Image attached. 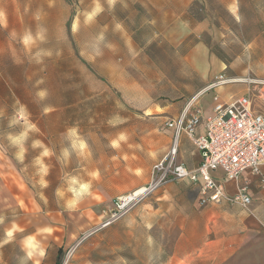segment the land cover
<instances>
[{
    "label": "rangeland",
    "instance_id": "obj_1",
    "mask_svg": "<svg viewBox=\"0 0 264 264\" xmlns=\"http://www.w3.org/2000/svg\"><path fill=\"white\" fill-rule=\"evenodd\" d=\"M96 3L102 10L85 24ZM29 34L44 39L26 47ZM220 76L264 80V0H0V264H264V229L228 251L226 210L202 205L188 180L160 185L112 221L121 196L159 178L175 141L167 123ZM230 86L261 105L264 86L214 92ZM71 129L87 157L71 149ZM25 130L21 159L10 137ZM179 140L180 153L195 150ZM36 141L52 153L47 187ZM68 175L91 182L71 210L55 194Z\"/></svg>",
    "mask_w": 264,
    "mask_h": 264
},
{
    "label": "built area",
    "instance_id": "obj_2",
    "mask_svg": "<svg viewBox=\"0 0 264 264\" xmlns=\"http://www.w3.org/2000/svg\"><path fill=\"white\" fill-rule=\"evenodd\" d=\"M234 82L235 79L220 76L198 96ZM245 83L264 86V80L247 79ZM195 99L184 109L178 121L167 123L174 130L175 141L167 158L155 167L154 171L160 174L159 178L153 177L151 183L139 194L133 192L121 196L116 203L112 221L123 217L133 204L167 182L188 180L199 184V201L204 206L226 201L248 208L252 198L246 186H238L233 195L227 194L225 189V182H238L245 171L258 175L264 188V113L255 109L249 95L229 104L223 103L216 95L210 116L195 107ZM261 99L264 105V93ZM181 134L191 139L200 152L201 162L194 169L177 162ZM218 170L225 174L222 181L212 176Z\"/></svg>",
    "mask_w": 264,
    "mask_h": 264
},
{
    "label": "crops",
    "instance_id": "obj_3",
    "mask_svg": "<svg viewBox=\"0 0 264 264\" xmlns=\"http://www.w3.org/2000/svg\"><path fill=\"white\" fill-rule=\"evenodd\" d=\"M207 84L208 83L205 82L203 86L198 90H201ZM232 87L233 86L226 88L221 87L222 90L219 91L217 90L215 92L214 90H212L211 92H205L199 96L197 95L194 104L195 107L201 108V110L204 112L206 116L212 115L213 107H214V97L216 95L219 96L220 100L226 104H229L237 100L238 98L244 96L238 94V92L228 94V91ZM263 93H264V87L260 89V97H259L260 99ZM246 95L250 96V94H246ZM254 106L256 110H258L261 113H264V105L262 99L260 106H256L255 104ZM180 137H182V139H186L188 146H190L188 141L189 138L185 134H181ZM189 140L192 142L191 139ZM179 145H180V140L178 143V156L180 158L181 163L184 164L189 169H194L197 166H199L201 162V155L200 152L196 149L195 145L193 144L195 150L189 147L190 148L189 151L183 150L181 153L179 150ZM187 154L191 158V162L188 164L184 159ZM262 173L264 175V166L262 167ZM224 175L225 174L222 170H218L212 173V176L215 179L221 181L224 180ZM194 185L200 191V185L199 184H194ZM238 186H246L248 188L249 195L252 198V203L248 209H245L242 206H236V205L234 206L227 204L226 201L218 204L214 203V204L205 205V206L220 205L217 206L216 208L219 209L222 208L226 210L223 215L219 216V220L226 225L225 229L227 230V237L230 239L228 240L230 242L228 243L227 248L228 251H232V252L236 250V246L238 245L237 240L240 239L239 246L241 252L244 250L245 247H247L248 245L250 246L253 243L254 238L258 239L262 235L264 229V188L260 184L259 176L254 174L252 171H245L240 177L238 182H234V181L225 182V189L227 194L229 195L235 194L237 192Z\"/></svg>",
    "mask_w": 264,
    "mask_h": 264
},
{
    "label": "clouds",
    "instance_id": "obj_4",
    "mask_svg": "<svg viewBox=\"0 0 264 264\" xmlns=\"http://www.w3.org/2000/svg\"><path fill=\"white\" fill-rule=\"evenodd\" d=\"M101 6L99 3L95 4L94 10L91 11L90 13L86 14L85 17V24H90L95 16L101 11ZM233 11H235V7L233 6L232 8ZM43 40V36L41 35H37V37L34 39L30 34L29 35H25L23 37V44L26 47H30L32 45H34L36 43V40ZM100 53L98 52L97 55H99ZM43 55H51V52H45L43 53ZM41 56V53H37V62H39V57ZM39 95L43 98L46 93L45 92H40ZM46 111H48V109H46ZM110 123H113V121H109ZM13 123H15V121H13ZM29 129L31 130H37L35 128V125H30ZM69 138L71 139L72 143H71V149L73 151H75L78 155L82 156V157H87L88 153V149H87V143L81 139L76 132V129H71L69 131ZM28 137V130H25L24 132H22L19 136V138H15L13 139L12 137H10V139H12V142L14 145L19 146V157L22 159L23 155L26 151V149L24 148V141L27 139ZM127 139L125 134H120L117 140H113L112 141V147L114 148H118L120 146V141H125ZM33 148L36 147H40L43 148L42 153L40 154V156H38L35 160V164L39 166V173H40V184L43 187H47L48 186V182L46 180V177L49 173V166L46 165L44 163V159L45 157H49L52 153L50 152V150L45 147L40 141H36L33 143ZM70 151L69 149L65 148L63 150V159L65 161V163L67 162L69 156H70ZM92 176L96 177L98 174L96 173H92ZM66 184L67 187H60L56 189V196L58 198V200H62L64 201L65 207L69 210L71 209H75L78 204L87 196L91 195V182H85V181H81L80 178L78 176H74V175H68L66 176ZM70 194V195H69ZM15 227V226H14ZM13 235V232L10 230L7 232V236L9 238H11ZM28 244H29V248L30 249H38V245L36 243H34V237L30 238L28 240ZM29 257H31L34 253L32 251H30L29 253ZM43 251H36L35 255H37L38 257H42L43 256ZM37 264H39L38 260H37Z\"/></svg>",
    "mask_w": 264,
    "mask_h": 264
},
{
    "label": "bare ground",
    "instance_id": "obj_5",
    "mask_svg": "<svg viewBox=\"0 0 264 264\" xmlns=\"http://www.w3.org/2000/svg\"><path fill=\"white\" fill-rule=\"evenodd\" d=\"M247 81V78H238V79H235V82H245ZM142 192V191H141ZM140 193V192H139ZM138 193V194H139Z\"/></svg>",
    "mask_w": 264,
    "mask_h": 264
},
{
    "label": "trees",
    "instance_id": "obj_6",
    "mask_svg": "<svg viewBox=\"0 0 264 264\" xmlns=\"http://www.w3.org/2000/svg\"><path fill=\"white\" fill-rule=\"evenodd\" d=\"M59 253L61 254V250L59 251Z\"/></svg>",
    "mask_w": 264,
    "mask_h": 264
}]
</instances>
